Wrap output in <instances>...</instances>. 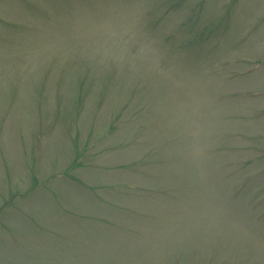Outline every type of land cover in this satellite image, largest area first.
I'll list each match as a JSON object with an SVG mask.
<instances>
[{
  "label": "rangeland",
  "instance_id": "374dc122",
  "mask_svg": "<svg viewBox=\"0 0 264 264\" xmlns=\"http://www.w3.org/2000/svg\"><path fill=\"white\" fill-rule=\"evenodd\" d=\"M0 264H264V0H0Z\"/></svg>",
  "mask_w": 264,
  "mask_h": 264
}]
</instances>
